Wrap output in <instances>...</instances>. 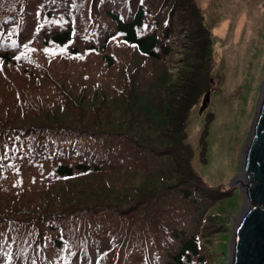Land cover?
<instances>
[{"label":"rangeland","instance_id":"obj_1","mask_svg":"<svg viewBox=\"0 0 264 264\" xmlns=\"http://www.w3.org/2000/svg\"><path fill=\"white\" fill-rule=\"evenodd\" d=\"M151 1L152 10L161 8H155L154 0ZM194 1L210 33L211 59L206 60L207 63L192 60V55L199 58L203 52V38L197 39L198 33L190 28H180L181 20L177 16L173 23L180 26L175 27L178 32H173L168 42L170 55L152 60L134 46L118 40L104 0H80L82 8L75 4L74 39L67 48L43 45L46 29L67 23L63 16L51 19L39 4L31 5L22 0L19 10L8 12L7 5L0 1V53H10L15 61V54L24 61L29 57L51 56L46 59L43 70L51 64L53 72L58 69L74 79L70 83L59 81L72 87L67 89L72 100L61 98L55 104V117L60 124L49 125L41 116L28 117L24 115L25 109H19L8 120L0 117V146L6 142L10 145L20 135H35L31 140L33 144L22 140L9 157L0 159V163L13 167L12 174H0V264H23L28 260L25 257L28 249L39 251L43 246L52 253L51 264H170L180 248L182 239L178 233L181 230H187L186 233L197 236L201 242L202 260L196 255L190 261L186 259L185 264H230L234 231L245 207L243 188L235 178L242 173L244 149L264 86V0ZM168 3L177 9L179 0ZM225 22V31L216 33L214 29ZM32 26L35 30H31ZM148 27L150 30L151 24ZM19 38H27V43L20 45ZM103 46H106L104 51ZM73 48L79 51L74 58L70 57ZM106 52L114 59L112 66L107 65ZM61 59L66 61L61 62ZM15 61L12 66L5 65V75L0 73L3 80L6 79L5 86L11 84L9 79L12 78L15 85L27 81L37 89H44L45 94L52 93L47 85L50 79H55L53 74L46 75L41 84H35L28 74L16 72ZM194 63H197L196 68L205 64L202 73L210 75L212 86L189 112L184 124V143L192 150L191 167L207 185L214 186L215 192L186 197L174 156L148 153L128 132L114 130L113 124L118 120L127 122L130 115L127 103L131 102L130 106L136 109L138 93H142L140 100L146 104L149 114L157 119L154 116L157 100L164 91L175 92L183 74H191ZM132 67L144 69L138 75ZM163 74L165 86L159 94L158 82ZM151 84L155 86L150 90ZM18 88L26 98L27 85L21 83ZM11 98L15 99L16 94ZM96 103L104 108L97 107ZM101 110L107 113L101 115L105 121H100L107 124L104 125L107 128L88 129L95 127V115ZM137 115L134 120L130 116L129 124L135 121L133 128L159 141L156 124ZM158 119L163 120L161 116ZM60 127L65 128L64 134H70L66 141L75 140V151L80 150L76 146L82 144L101 154L103 158L98 160L103 165L101 172L57 178L54 171L57 159L67 160L71 156L64 152L59 157L48 156L42 164L35 163L42 157L39 149L49 146L48 142H41L37 148L35 143L46 135L47 128L61 134ZM17 129H22L21 134L16 133ZM62 146L67 147L66 142ZM118 155L122 159L115 163ZM136 164L145 167L137 169ZM140 190L156 198L124 205L128 202V193L136 194ZM42 198H45L43 203L34 210L12 208L13 203L28 206ZM80 198L103 201L108 208L94 218L79 209L68 216L60 212L59 205L64 202L55 204V201L72 202ZM3 207L11 208L12 215H5ZM43 212L46 213L42 215ZM96 229L94 234L92 231ZM94 240L99 241L95 248ZM83 247L93 255L86 262L77 252Z\"/></svg>","mask_w":264,"mask_h":264},{"label":"trees","instance_id":"obj_2","mask_svg":"<svg viewBox=\"0 0 264 264\" xmlns=\"http://www.w3.org/2000/svg\"><path fill=\"white\" fill-rule=\"evenodd\" d=\"M4 1L2 4L7 5L9 8L8 12H14L18 7V4H21V0H0ZM20 1V3H18ZM27 2V4L37 5L39 4L42 11L49 18L54 19L58 16H63L67 23L64 26H53L49 29H46L43 33V45L47 46H55V47H64L67 48L74 39L75 33V24L73 23L72 14L75 11V4L81 6L82 2L80 0H22ZM170 0H154V5L156 7H160V9L156 8V10H152L150 6L153 5V1L147 0H104L107 4L108 12L107 16L111 21L114 22V33L119 37L118 40H121L126 45L134 46L137 51L143 56L149 57L152 60H158L161 57L169 56L171 52V48L169 46L170 38L173 32L178 28L176 26H180V24L175 25L173 23V19L175 16L178 17V20H181V26L183 30L190 28L194 33H198L197 39L203 38V52L199 58H196L192 55V60H202L205 63L206 60L209 61L211 59V39L210 33L206 29L203 22V14L200 12V9L196 5L194 0H179V4L176 5L178 8L169 6ZM14 5V6H13ZM16 9H15V8ZM168 9H167V8ZM154 9V8H153ZM37 10V9H35ZM178 10V11H176ZM68 13V14H67ZM34 21V19H33ZM18 24V23H17ZM22 24L25 25L23 20ZM151 24V29L149 30V25ZM186 27V28H185ZM31 30H35V27L32 26ZM108 34L112 32L106 31ZM184 32V31H183ZM182 32V33H183ZM19 37V35H17ZM108 40L112 39V36L107 38ZM27 43V38H19V44L25 45ZM106 49V46H103V51ZM92 50H96L95 47H92ZM79 53L78 49L73 48L70 52V57L74 58ZM107 53V52H106ZM17 60L15 61L14 57L11 56L8 52L0 53V73L6 74L7 69L5 67L6 64L12 66L15 61V66L17 67L16 72H23L31 76V82L35 84H41L40 82L46 79V75L53 74L54 80H49L47 87H50V91L52 93L45 94L44 89H37L28 84L27 81L17 82L18 85H15L12 78H8V75L5 76L11 82L10 85H6V79L0 76V88H3L4 91H0V117L8 118L13 117L14 113H17L19 109L24 111V115L31 116L33 118L42 117L44 118L49 125L52 124H60L59 120L55 117V104L57 101L65 98L72 100V97L69 95L70 92L67 89H72L71 86L62 85L59 81L66 80L67 82H73L74 79L72 77H67L65 74H62L61 71L55 69V72L51 70V64L43 70L44 63L46 59L51 58V56L42 55L39 57H29L27 61L18 57V54L14 55ZM105 58L107 60V65L112 66L114 64V59L108 53L105 54ZM66 61V59H61V62ZM49 63V61H48ZM197 63L191 65L189 73L190 75L186 76L183 74V78L180 81L179 89L175 92L173 90L164 91L160 98L157 100L156 112L154 116L157 118L155 121L152 116L149 114V111L146 109V104L142 103L140 98L142 93L137 94L138 98V107L133 109L130 106L131 102H128L127 111H129L130 115H127V122H120L119 120L113 124L114 130H121L123 132H128L132 135V140L140 143L141 147L149 153L152 152L156 155L163 156L165 154H171L175 158V167L180 171L181 182H184L185 188L183 189L184 196L188 197L194 193H199L201 195L207 194L210 192H215V189L207 185L203 179L196 173V171L190 165V156H191V148L185 145V121L188 119V115L192 107L195 105L197 100L201 97L203 93L209 90L210 86H212L211 77L206 72L203 74V69H205V64H199V68H196ZM25 69L28 71L25 72ZM133 71H135L138 75L141 70L144 68L140 67H132ZM148 71V70H146ZM208 71V70H207ZM185 76V77H184ZM36 78H39L37 81ZM2 81V82H1ZM4 81V82H3ZM21 83H25L27 85L26 90V98H23L18 86ZM159 94L162 92V86H165V74H163L159 79ZM158 83L156 84V90H158ZM155 86L151 84L149 89ZM25 87V86H24ZM139 87V86H138ZM10 91V95H9ZM16 94V98L12 99L11 97ZM164 98V99H163ZM61 106V105H60ZM91 109H93L92 104L90 105ZM97 107H103V105L96 103ZM44 107V108H43ZM137 113H140V115ZM107 113L105 110H101L100 114L95 115V119L97 123L95 127L90 126L88 129L92 131H98L101 129H105L104 125L100 121L104 120V117ZM101 115H103L101 117ZM123 115V114H121ZM136 115L144 117L145 121H152L156 124V129L158 130V136L160 140L155 141L153 138L143 135L138 129L132 127L135 121H132L129 124V118L134 120ZM162 117V121L158 119V117ZM126 119V117H125ZM8 126H12L7 122ZM23 127V126H21ZM62 129V133L58 134V130L56 133L50 131V129H46L41 139L37 141L36 147L38 148L41 142H48L49 146L47 148L42 147L39 149V152L42 153V157L35 161L36 164H42L48 156L59 157L61 152L70 154V158L60 159L58 158L55 163V176L57 178H74L76 173L86 174L89 171L101 172L103 169V165L98 161L100 158H103L101 154L95 151L93 148H89L86 145L79 144L76 148L80 149L75 151V140L70 139L66 141L67 137L70 135L67 133L65 128L60 127ZM22 129H17L16 133L21 134ZM75 135V134H72ZM21 136H26L22 138ZM33 133L20 135L19 138H15L12 140L11 144L8 145L6 142L2 146H0V159L4 157H9L11 152L18 147L19 143H22V140L31 141L34 138ZM52 136V139H49ZM147 138V139H146ZM146 139V140H145ZM66 142V146H62ZM30 144H33L32 141ZM12 150V151H11ZM129 156H131L129 154ZM122 159L121 155L115 157L114 162L117 163ZM132 164L131 161H128ZM145 167L143 164H136V168ZM149 171L152 172V168H149ZM13 172V167L5 163H0V174L1 175H10ZM40 186V185H38ZM37 186V187H38ZM201 190H200V189ZM149 191V190H148ZM151 191V190H150ZM202 191V192H201ZM204 193V194H203ZM42 195H40L41 197ZM128 198V202L124 205H132L140 200L151 199L154 196L149 195L148 193L143 192L142 190L138 191L136 194L128 193L126 195ZM156 198V197H154ZM45 198H42L40 202L36 199V202L25 206L18 202V206L15 203L12 204V208L16 210H34L39 207ZM64 202V204H60L59 207L62 209L64 214L67 213L68 216L75 210L79 209L84 212L92 214L94 218L99 216V212H104L107 210L108 205L103 203V201H92V200H84L82 198L76 201H55V204H59ZM51 205H49L50 207ZM5 215H12L11 208L3 207L2 208ZM46 213L43 212L42 215ZM171 218L170 220H172ZM35 223L37 221L35 220ZM38 228V227H37ZM94 234L97 233V229L92 231ZM187 230H181L178 233V236L182 239L180 248L172 257L170 264H185L187 263L185 260L190 261L192 256L199 255L198 258L202 260V256L200 255L199 246L201 242L197 236H193L191 234L186 233ZM103 234L104 231H103ZM99 242L98 240H96ZM93 241V247L97 245V242ZM103 249V248H102ZM28 252L25 253V257L28 259L24 261L23 264H43L48 263L51 264L52 253L51 251L44 249V246L36 251L34 249H28ZM82 255V259L86 262L93 258V255L87 253L85 247H83L82 251H78ZM131 254V252H130ZM77 256V257H78ZM31 259L37 260V263L31 261ZM137 264V263H136Z\"/></svg>","mask_w":264,"mask_h":264},{"label":"water","instance_id":"obj_3","mask_svg":"<svg viewBox=\"0 0 264 264\" xmlns=\"http://www.w3.org/2000/svg\"><path fill=\"white\" fill-rule=\"evenodd\" d=\"M260 104L242 160L247 180L244 189L252 205L234 231L230 264H264V99Z\"/></svg>","mask_w":264,"mask_h":264},{"label":"bare ground","instance_id":"obj_4","mask_svg":"<svg viewBox=\"0 0 264 264\" xmlns=\"http://www.w3.org/2000/svg\"><path fill=\"white\" fill-rule=\"evenodd\" d=\"M226 24H227V22H225V23H222L220 26H218V27H216L214 30L216 31V33H223L224 31H225V29H226ZM263 99H264V86H263V88H262V93H261V98H260V103L263 101ZM259 103V104H260ZM261 105V104H260ZM259 105V106H260ZM259 111L257 112V114H256V117H255V120H254V123H253V127H252V131H253V129H254V127H255V124H256V119H257V115H258V113H260V108L258 109ZM251 131V132H252ZM251 134V133H250ZM240 184H241V186L243 187V189L246 187V182H247V180H246V175H245V173H244V171H242V173L237 177V178H235ZM237 182V183H238ZM239 184V185H240ZM244 195H245V207H244V209L242 210V212H241V214L239 215V217H238V219L244 214V213H246L247 211H248V209H249V207L252 205L251 204V201H250V198L248 197V195H247V190L246 189H244ZM233 248H234V242L232 241V246H231V252L233 251Z\"/></svg>","mask_w":264,"mask_h":264}]
</instances>
